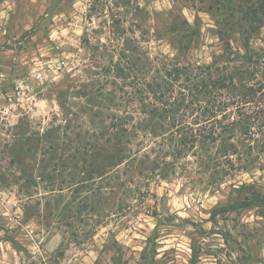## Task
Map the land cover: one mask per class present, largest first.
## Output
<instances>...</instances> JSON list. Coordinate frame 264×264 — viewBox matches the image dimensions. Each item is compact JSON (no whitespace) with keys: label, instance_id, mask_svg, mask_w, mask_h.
I'll use <instances>...</instances> for the list:
<instances>
[{"label":"rangeland","instance_id":"374dc122","mask_svg":"<svg viewBox=\"0 0 264 264\" xmlns=\"http://www.w3.org/2000/svg\"><path fill=\"white\" fill-rule=\"evenodd\" d=\"M258 4L0 0V264H264V202L241 205L264 198V170H243L252 157L236 140L231 163L218 160L219 142L206 154L199 144L175 153L180 140H132L123 163L93 182L96 163L77 173L65 153L58 171H42L37 145L11 135L24 118L35 139L70 110L77 134L101 149L100 166L122 156L117 140L87 134L133 106L126 98L136 79L115 78L113 66L139 59L151 80L175 57L202 66L229 45L243 53L248 37L261 52L264 23L251 34Z\"/></svg>","mask_w":264,"mask_h":264},{"label":"trees","instance_id":"16d2710c","mask_svg":"<svg viewBox=\"0 0 264 264\" xmlns=\"http://www.w3.org/2000/svg\"><path fill=\"white\" fill-rule=\"evenodd\" d=\"M258 1L257 8L251 12V18L260 24L252 27L251 34L257 33L264 23V0ZM243 47V53H236L231 51L229 45L212 63L202 66L182 64L175 57L170 63L157 69V73H162V76H153L151 80L149 69L145 68L147 65H140L139 59L135 64L124 62L129 71L121 67V64L125 65L122 62L114 65L112 71L117 73L115 78L136 79V86H131L133 92L128 93L126 98L130 99L132 107L114 114L110 127L102 125L95 127L92 133L87 131L94 140H117L121 146L117 154L123 155L109 156L110 161L102 166L96 160L101 149L94 146L93 142L83 141L81 135L77 134L73 125L76 114L70 110H61L60 114L54 116L55 120L44 128V132L37 130L36 138L32 140L27 137L24 118H21L11 127L12 139L19 145L25 144L26 141L37 145L34 152H39L42 157V171L48 168L58 171L65 159V153H69L67 157L71 166L68 168L75 169L77 173H84L87 167H91L92 162L96 163L95 167L90 169L89 181L93 182L96 178L103 179L111 166L117 167L123 163L127 151L131 153L126 147H129L132 140H143L145 137H151L150 140H180L175 153H181L184 148L195 149L199 144L201 151L208 154L214 151L212 148L219 142L215 152L219 156L218 160L230 163L235 155L240 154L238 145L232 142L236 140L243 150L242 154L252 157L250 160L244 159L248 166H243V170L257 168L262 171L264 66L258 70L255 67L260 64L261 59L264 60V50L255 51L250 46V37L246 38ZM132 51L136 52L137 48ZM231 64L234 69L229 72L228 65ZM137 68L145 73L144 78L133 75ZM107 100L110 101L111 97L101 99L102 102ZM98 107L100 109V105ZM96 115L102 118V112L98 111ZM72 135H75V138H72ZM76 139L78 141H73ZM70 142L74 146H71ZM42 143L40 149L39 145ZM88 158L92 161L88 162ZM11 165L14 163L11 162ZM231 166L234 167L233 164ZM225 168L230 166L226 164ZM255 201L241 205L250 207L255 203H263L264 198L257 195Z\"/></svg>","mask_w":264,"mask_h":264}]
</instances>
